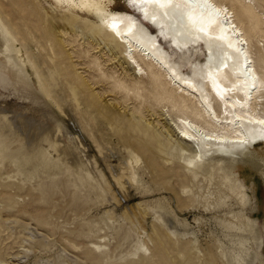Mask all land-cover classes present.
<instances>
[{"label": "rangeland", "instance_id": "rangeland-1", "mask_svg": "<svg viewBox=\"0 0 264 264\" xmlns=\"http://www.w3.org/2000/svg\"><path fill=\"white\" fill-rule=\"evenodd\" d=\"M104 29L57 0H0V264H264V145L193 175L168 123L195 106L152 65L134 76ZM248 35L264 80V26Z\"/></svg>", "mask_w": 264, "mask_h": 264}, {"label": "bare ground", "instance_id": "bare-ground-1", "mask_svg": "<svg viewBox=\"0 0 264 264\" xmlns=\"http://www.w3.org/2000/svg\"><path fill=\"white\" fill-rule=\"evenodd\" d=\"M129 1L140 20L124 21L101 0H57L98 18L105 34L122 47L121 58L134 76L146 73L140 61L152 65L192 102L198 117L178 115L168 126L177 143L192 152L188 167L193 175L239 166L245 157L254 164L252 148L264 145V80L249 51L248 30L259 31L264 14L255 10L253 0H234L246 28L233 0ZM162 41L177 53L175 58ZM198 48L202 58L195 54Z\"/></svg>", "mask_w": 264, "mask_h": 264}]
</instances>
